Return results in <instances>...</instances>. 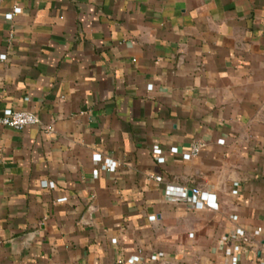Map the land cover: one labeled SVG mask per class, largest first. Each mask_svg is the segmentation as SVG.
Instances as JSON below:
<instances>
[{
  "label": "crops",
  "instance_id": "0c3cea01",
  "mask_svg": "<svg viewBox=\"0 0 264 264\" xmlns=\"http://www.w3.org/2000/svg\"><path fill=\"white\" fill-rule=\"evenodd\" d=\"M1 53L0 264H264V0H0Z\"/></svg>",
  "mask_w": 264,
  "mask_h": 264
},
{
  "label": "built area",
  "instance_id": "2783aa9c",
  "mask_svg": "<svg viewBox=\"0 0 264 264\" xmlns=\"http://www.w3.org/2000/svg\"><path fill=\"white\" fill-rule=\"evenodd\" d=\"M20 10H21V7H15L13 11L6 13V17L13 18L15 13L19 12ZM6 58H7L6 53L0 54V60H5ZM40 121L41 119L38 116V114L29 109L6 107L3 109L2 113H0V126H8V127L20 129V128L25 127L28 124L39 123ZM49 130H52V127H50ZM203 145H204V142L202 141H197L193 143L190 150L183 153V157L191 158L197 155L200 152ZM157 150L161 152V149H157ZM171 150L178 151V147L177 146L171 147ZM98 156L99 155L96 154V157ZM164 160L165 158L163 156L159 157V161H164ZM108 168L111 170H114L115 165H110ZM155 178L157 180L163 179L161 175H156ZM43 185L53 187L54 182L44 180ZM190 190L192 191L191 195L189 194ZM165 193L167 196H170V197H176L180 199L189 200L197 208H204V207L216 208L218 207V203L216 200V194L204 191L198 186L187 187L185 185H175L173 183H169L167 185ZM239 232L242 233V230H239ZM237 246L240 247V244L238 243ZM228 252H229L230 259L233 258L235 262L238 261L239 259L238 254L237 255L231 254V250H228Z\"/></svg>",
  "mask_w": 264,
  "mask_h": 264
},
{
  "label": "water",
  "instance_id": "95a60500",
  "mask_svg": "<svg viewBox=\"0 0 264 264\" xmlns=\"http://www.w3.org/2000/svg\"><path fill=\"white\" fill-rule=\"evenodd\" d=\"M189 194H190V195L192 194V191H191V190L189 191Z\"/></svg>",
  "mask_w": 264,
  "mask_h": 264
}]
</instances>
